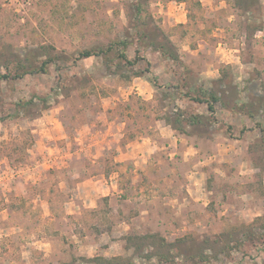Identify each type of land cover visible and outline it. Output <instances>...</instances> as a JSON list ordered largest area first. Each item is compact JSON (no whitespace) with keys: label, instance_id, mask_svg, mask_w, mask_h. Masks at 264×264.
<instances>
[{"label":"rangeland","instance_id":"rangeland-1","mask_svg":"<svg viewBox=\"0 0 264 264\" xmlns=\"http://www.w3.org/2000/svg\"><path fill=\"white\" fill-rule=\"evenodd\" d=\"M260 1L247 13L240 0H0V71L53 58L0 80V257L51 208L64 221L59 264H264ZM209 90L223 98L213 114L187 96ZM144 140L153 152L116 161ZM113 172L114 195L77 188ZM70 208L87 209L67 221Z\"/></svg>","mask_w":264,"mask_h":264},{"label":"crops","instance_id":"crops-1","mask_svg":"<svg viewBox=\"0 0 264 264\" xmlns=\"http://www.w3.org/2000/svg\"><path fill=\"white\" fill-rule=\"evenodd\" d=\"M161 131L165 132V130L163 129ZM146 144V140L139 141L137 143H125L124 146L121 147V149L119 150L120 152L117 155L120 156V159L117 158L116 161L122 162L125 159H129L130 157H132V155H134V153H136L139 157H142L145 154V151H147V153L149 151L150 153L153 152L154 149L157 147L156 144L152 143L150 144L153 145L152 148H149V150H147ZM55 163L56 161L54 160L50 162H45L44 165H48L49 167H51L52 164ZM135 163L138 164L137 161ZM62 164L65 165V162L63 161ZM119 175L120 174L118 172H113L109 176L101 173L85 175L83 181L78 183L79 186H77V188H86V190L90 189L93 192L95 191L103 193L102 195H114L115 191H117L118 189L117 182L119 180ZM84 205H87V203ZM34 209H37L35 213H40L43 211L42 209L45 208ZM86 209L87 208H70V211L67 212L68 214L65 215L66 220L73 221V219L77 218L78 215V217H81ZM11 212L10 217L8 218V224L10 226H22L17 225L16 221H11L12 217H14V214L16 213L14 210V214L11 215ZM43 212L46 213L47 216H49L48 219H45V217L43 219L39 215L38 217L31 219L30 225L32 226V229L29 230V234L26 233L28 231L26 230V235L24 236L25 241L21 240V238H18V241L16 242L15 240H12V244L8 245H13L12 250H10V253H6V255L0 257V264H59L58 260L54 258V253H56L57 247L62 246V243H60V239L63 233H65V230L60 225V222L64 223V221L63 219L58 220L56 216L53 215L51 208H47V210H44ZM45 225L52 229V233H44V235H42V233L40 232L41 227H45ZM34 226H37V228H34ZM99 239L100 238L92 237V241H90V243L92 245H96ZM13 243H15V245ZM86 243L87 241L82 242L83 245ZM16 245H21L22 248L19 249Z\"/></svg>","mask_w":264,"mask_h":264},{"label":"trees","instance_id":"trees-1","mask_svg":"<svg viewBox=\"0 0 264 264\" xmlns=\"http://www.w3.org/2000/svg\"><path fill=\"white\" fill-rule=\"evenodd\" d=\"M260 2H261L260 0H240V4L243 6L244 11L247 12V13H251L254 9L260 10V8H262ZM247 19H248V21L246 23H249V26L253 27V28H251V31H256V30L262 29V26H263L262 24L260 26H258L259 24L258 25L256 24V26H255V23L251 20V17H248ZM250 20H251V22H250ZM254 27H256V28H254ZM158 48L166 56L171 57L174 60L178 61V59H179L178 56H174L173 54H171L170 50L167 49L165 45L161 44V45L158 46ZM114 49H115V44H110L109 46H107L106 49H101V50H99L97 52H94L93 50H84V51H81L78 54V56H77L78 58L77 59L89 58V57L94 56V55L107 54V53H110V52L114 51ZM120 58L126 59L127 63H129L131 65H135V63L137 61L136 59L127 60L128 58H127L125 53H121L120 54ZM52 59L53 58H51V57L48 58V60L44 61L40 65L39 68H35V67L24 68V65H22L21 68H23L24 70L22 72H20V71L16 72L15 74L2 73L0 71V80H4V79H18V78L24 77L27 74H32V73H37V72H44L46 70L47 65L49 64V62L52 61ZM187 96L191 100H194L196 102L206 103L207 106H208V110L212 114L215 112V103L223 101L222 95H220L219 93H217L214 90L204 91L201 94V96L190 95V94H188ZM252 104L254 106H257V108H260V109L264 108V95H262V96H253L252 97ZM251 109H249V115L253 114V112H252L253 110H251ZM198 117L199 116H196V115L195 116H193V115L188 116L189 124L195 125L197 123H201L200 122V118H198ZM261 130L264 131L263 128ZM92 261L95 264H114V260L107 259V258H104V257H94L92 259ZM115 261H117V260H115ZM122 262H124L126 264L125 261H122ZM130 264H133V262H131Z\"/></svg>","mask_w":264,"mask_h":264}]
</instances>
